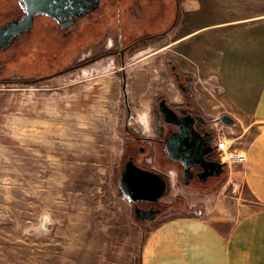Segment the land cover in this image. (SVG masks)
Segmentation results:
<instances>
[{"label": "rangeland", "instance_id": "374dc122", "mask_svg": "<svg viewBox=\"0 0 264 264\" xmlns=\"http://www.w3.org/2000/svg\"><path fill=\"white\" fill-rule=\"evenodd\" d=\"M154 1V18H171L166 30L176 0ZM11 2L0 0V21L17 14ZM149 5L152 0H100L90 15L104 18L110 33L104 21L90 27L79 20L71 33L39 15L28 32L0 50V264H142L148 232L173 213L184 215L185 202L196 205L208 193L173 180L160 199L163 213L144 221L133 216L117 186L127 114L126 127L141 130L137 113L160 93L177 91L162 49L167 40L142 17ZM240 5L250 12L240 25L264 20V0ZM212 83L210 93L199 91L208 118L222 127L224 112L212 110L210 102L211 90L219 96ZM229 126L246 152V134ZM243 165L218 179V190L230 196L220 207L230 212L221 215L228 225L239 219L241 199H250L244 192L235 198L245 186Z\"/></svg>", "mask_w": 264, "mask_h": 264}, {"label": "crops", "instance_id": "0c3cea01", "mask_svg": "<svg viewBox=\"0 0 264 264\" xmlns=\"http://www.w3.org/2000/svg\"><path fill=\"white\" fill-rule=\"evenodd\" d=\"M240 2L176 0L175 19L166 30L162 27L171 18L164 13L154 18V0L153 6L141 11L154 25L149 30L156 28L153 34L161 33L167 40L162 49L168 52L167 65L171 63L168 75L174 72L191 79L196 105L203 113L204 91L199 90L210 93V84L216 83L213 88L219 96L211 90L212 110L224 112L249 139L242 171L245 186L235 198L241 199L243 192L250 197L241 199L239 219L228 225L227 217L221 218L230 215L220 208L229 203L224 188L218 190L217 184L207 194L192 190L202 193L196 205L185 202L179 208L184 215L173 213L148 232L142 264H264V20L240 25L250 15ZM228 27L231 34L226 36ZM104 28L110 33L107 24ZM164 93L171 102L179 101L178 91ZM231 170L223 166L224 173ZM169 177L173 180V175Z\"/></svg>", "mask_w": 264, "mask_h": 264}, {"label": "flooded vegetation", "instance_id": "af4514ba", "mask_svg": "<svg viewBox=\"0 0 264 264\" xmlns=\"http://www.w3.org/2000/svg\"><path fill=\"white\" fill-rule=\"evenodd\" d=\"M11 3H13V10L16 11L17 14L9 18L8 17L3 18L0 21V26L10 20H16V19L19 20L24 14V6L19 4V0H13V2ZM94 11L87 14L84 18L78 19L74 23V25L70 26L69 28L67 29L60 28V29L74 33L80 27L79 25L76 26L78 21L79 20L83 21L84 19H86L87 24H89L90 27H95L97 24L101 26L102 21H104V27H105L107 23L104 18L103 20L101 18L99 19L98 16L95 18L92 15H90ZM53 23L58 25L55 21ZM104 27L103 30L105 29ZM128 48L131 47L129 46L123 47L121 48V51L122 50L127 51L129 50ZM172 74H173V80L175 81L176 84V89L180 93L179 101L171 102L164 92L160 93L154 98L151 104L152 114H153L152 131H148V133L145 134L143 131L139 129H135V128L129 129L128 127H126V125H128L127 121L128 118H130V113H128L127 118H125L124 129L126 132L127 141L122 151L121 167L117 178L118 188H119L120 175L124 171L125 165H127L128 163H132L133 165L141 169L158 174L165 182V186H166L165 192L171 187L172 185L171 183L173 180L175 184L180 183V185L182 186L186 185L187 187L191 183H194L197 186L196 190H208L218 184V179L220 178L221 175L220 176L207 175L206 177L200 176L201 173L203 172V168L199 165H195L194 158H189L187 162L191 163L190 161L193 159L191 163L192 165L186 166V160L184 159L188 157L187 153L183 152V153L175 154V156L180 159L174 160L172 156H170L171 154H169L168 152V141L171 138L180 137L182 134L179 127L176 124H171L164 121V119L166 118V116L164 117V114L162 112V108H164V105L168 107L170 110H173L175 112L176 118L178 120L183 118L190 119L189 121L192 122L191 126H192V133L194 134V138L200 143L201 147L204 144V146L207 148L208 153H206L204 156L205 161L208 162L217 161L216 154L213 149L214 125L217 122H214L213 118H208L205 115V113H203L196 105L191 79H188L184 76H180L174 72ZM169 119L166 120L168 121ZM189 134L191 135V132ZM179 148L183 150L185 146L180 145ZM171 170L175 171V175H173V180H170L169 177ZM185 170L187 172V177H188L187 184L184 183V179L186 177L183 176V172ZM160 199L158 200L157 204H152L149 202H137L136 204H133L128 200L127 201L132 205V212L134 217H135L134 209L138 208L139 210H145V211L146 210L158 211L153 216V219H155L161 213H163L164 206L160 202Z\"/></svg>", "mask_w": 264, "mask_h": 264}, {"label": "water", "instance_id": "95a60500", "mask_svg": "<svg viewBox=\"0 0 264 264\" xmlns=\"http://www.w3.org/2000/svg\"><path fill=\"white\" fill-rule=\"evenodd\" d=\"M99 3L100 0H19V4L24 6V14L19 20H10L0 26V50L10 47L18 37L28 32L32 28L36 16L49 17L60 28L67 29L74 25L78 19H82L90 12L98 9ZM162 112L164 117L166 116L164 121L176 124L182 134L180 137L171 138L168 141L170 156L174 160H179L180 158L176 157L175 154L185 152L188 155L184 159L186 160V166L192 165L193 159L190 161L191 163H188L187 160L194 158L195 165L203 168L200 176H220L223 172V164L219 161H205L204 156L208 153L207 148L204 144L201 147L200 143L194 138L190 119L178 120L175 112L165 105ZM220 121L227 126L232 124V119L226 115H223ZM180 145L185 146V148L181 150ZM183 176L186 177L184 183L187 184L186 170L183 172ZM119 188L123 197L133 204L137 202L157 204L158 200L164 195L166 186L164 180L158 174L128 163L120 175ZM157 212L155 210L134 209L135 218L138 220L151 221Z\"/></svg>", "mask_w": 264, "mask_h": 264}, {"label": "built area", "instance_id": "2783aa9c", "mask_svg": "<svg viewBox=\"0 0 264 264\" xmlns=\"http://www.w3.org/2000/svg\"><path fill=\"white\" fill-rule=\"evenodd\" d=\"M221 126L214 127L213 149L216 157L219 158L218 161L227 167L228 170L233 165H243L247 158L245 150L235 143L238 135L234 136L236 132L233 127L227 125Z\"/></svg>", "mask_w": 264, "mask_h": 264}, {"label": "clouds", "instance_id": "9594fccd", "mask_svg": "<svg viewBox=\"0 0 264 264\" xmlns=\"http://www.w3.org/2000/svg\"><path fill=\"white\" fill-rule=\"evenodd\" d=\"M136 123L139 125L142 131H152L153 126V114L152 108L149 106L148 108L141 110L134 117ZM170 175H175V171L171 170Z\"/></svg>", "mask_w": 264, "mask_h": 264}]
</instances>
